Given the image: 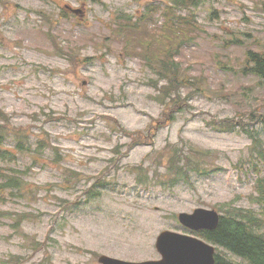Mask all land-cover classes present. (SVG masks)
<instances>
[{
	"label": "rangeland",
	"instance_id": "1",
	"mask_svg": "<svg viewBox=\"0 0 264 264\" xmlns=\"http://www.w3.org/2000/svg\"><path fill=\"white\" fill-rule=\"evenodd\" d=\"M162 1L168 0H0V108L14 124L31 127L33 149L41 136L58 148L25 158V167L32 163L27 188H44L24 199L0 201V264H22L17 255L28 258L24 264H100L102 254L149 261L160 257V232L187 230L177 218L181 211L229 201L259 207L252 196L264 163L256 158L252 139L240 128L218 129L209 122L248 121L253 107L264 113L263 85L242 73L246 50L264 48V0H200L179 9L184 15L194 12L200 23L195 39L178 56L181 77L192 82L181 94H195L151 142L135 145L122 125L147 134L169 99L154 86L158 75L126 54L127 41L137 43L141 31L124 36L117 9L140 18L151 2ZM68 5L85 13L75 14ZM157 32L164 34L165 27ZM235 33L244 42L225 46ZM169 34L173 39V30ZM248 127L264 146L263 124ZM182 138L188 147L213 151L205 156L213 172L188 167L193 183L176 185L164 178L158 184L151 177L139 180L138 175L178 170L168 153L157 165V152L181 146ZM116 145L121 146L117 154ZM253 160L261 166H249ZM235 163L244 169L234 168ZM71 169L77 181H67ZM108 174L113 189L87 201L85 190ZM79 197V205L66 207L64 200ZM16 211L37 217L25 218L23 231L17 232L8 214ZM37 242L47 245L38 249Z\"/></svg>",
	"mask_w": 264,
	"mask_h": 264
},
{
	"label": "trees",
	"instance_id": "2",
	"mask_svg": "<svg viewBox=\"0 0 264 264\" xmlns=\"http://www.w3.org/2000/svg\"><path fill=\"white\" fill-rule=\"evenodd\" d=\"M196 2L200 3V0H168L157 2V4L155 2L149 4L147 11L154 12L157 10L158 13L163 15L166 24V32L164 34L143 33L146 28L145 25H142L145 21L144 19L134 21L131 18L126 23L121 24L125 35L140 30L142 33L138 40L141 42L149 38L153 40L162 39L169 40L172 45V55L155 53L150 44L144 49L143 57L147 58L154 68H157L156 72L160 79L167 80L166 83L159 87V91L162 97L169 99L158 125L156 127L153 125L151 130L156 129L160 124H169L176 120L178 113L186 106H190L188 100L195 94V91H191L188 96H182V88L192 84V82L187 78L181 77L179 60L174 57L176 53L177 55L181 53L182 46L195 39L196 31L200 28V23L196 20L194 12L187 15L179 13V9L184 7L191 8V4L193 5ZM162 7L163 10H159ZM171 30H173V39L169 34ZM151 33L154 32L151 31ZM129 41H132V39ZM240 41V35L235 33L225 42V46H228L230 42L240 43ZM134 44H136L135 41ZM158 46H160V43H158ZM164 47H166V44H164ZM138 53L139 50L135 48L134 54ZM243 71L244 73L258 75L264 84V50H248ZM168 81L171 84H168ZM252 118L260 119L264 124V115L260 116L252 113ZM230 122L228 119L219 122L216 120L211 121L218 129L233 130L232 123ZM124 132L132 135L137 134L136 131L131 132L127 129H124ZM32 133L33 131L30 126L14 124L5 111L0 108V179L2 180L0 181V197L3 192L9 190L11 187L14 189V198H23L22 195L24 194L35 195L37 189L45 187L41 184H35V188H27L31 185V181L27 177L32 171V163L25 167V158L34 153L44 155L46 147L56 150L58 148L48 143L41 136L36 140L37 147L33 149ZM248 135L252 139V149L257 153L256 158L264 163V146L254 131L248 132ZM187 151L190 152L189 155H195L197 160L188 156ZM166 153H170L171 164L178 168V170H173L170 166L171 168H168L166 173L182 176V178L175 177L172 179V184H175L180 179L189 182L190 178L187 168L194 167L201 171L204 162L203 157L212 154L213 151L200 149L192 144L188 147V142L182 138L181 146H174L172 149L159 152L157 165H161L162 157ZM206 165H210V162H206ZM249 166L255 168L256 166L260 167L261 164L253 160ZM244 167V165L239 163L234 164V168L237 169H244ZM132 168L136 171L133 166ZM70 173L67 181H77L76 171L71 169ZM104 177L98 179L95 185L88 188L86 192L93 194L95 191H101L102 188L107 187V180ZM138 178L139 180L143 179L141 176ZM155 179L158 180L159 176H155ZM67 187H70V185H67ZM255 190L256 192L252 198L259 206L258 208L236 206L233 204V201H229L224 206H218L222 215L220 223L214 230L196 232L197 235L218 246L219 252L216 255V264H264V175L258 177ZM261 204L263 205L262 207L260 206ZM31 215L32 213H25V218Z\"/></svg>",
	"mask_w": 264,
	"mask_h": 264
},
{
	"label": "water",
	"instance_id": "3",
	"mask_svg": "<svg viewBox=\"0 0 264 264\" xmlns=\"http://www.w3.org/2000/svg\"><path fill=\"white\" fill-rule=\"evenodd\" d=\"M180 222L194 230L215 229L220 223L217 209L199 207L193 212L179 214ZM157 248L162 259L157 261L133 262L102 255L103 264H215L216 246L194 235L164 230L158 238Z\"/></svg>",
	"mask_w": 264,
	"mask_h": 264
},
{
	"label": "flooded vegetation",
	"instance_id": "4",
	"mask_svg": "<svg viewBox=\"0 0 264 264\" xmlns=\"http://www.w3.org/2000/svg\"><path fill=\"white\" fill-rule=\"evenodd\" d=\"M185 231H186V232H190V231L184 230V232H185ZM190 233H192V232H190Z\"/></svg>",
	"mask_w": 264,
	"mask_h": 264
}]
</instances>
